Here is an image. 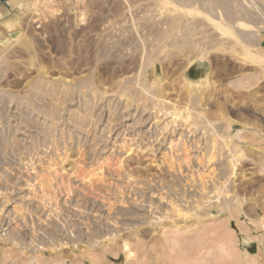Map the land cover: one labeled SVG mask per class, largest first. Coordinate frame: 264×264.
I'll list each match as a JSON object with an SVG mask.
<instances>
[{
    "label": "rangeland",
    "instance_id": "rangeland-1",
    "mask_svg": "<svg viewBox=\"0 0 264 264\" xmlns=\"http://www.w3.org/2000/svg\"><path fill=\"white\" fill-rule=\"evenodd\" d=\"M0 264H264V0H1Z\"/></svg>",
    "mask_w": 264,
    "mask_h": 264
},
{
    "label": "bare ground",
    "instance_id": "bare-ground-1",
    "mask_svg": "<svg viewBox=\"0 0 264 264\" xmlns=\"http://www.w3.org/2000/svg\"><path fill=\"white\" fill-rule=\"evenodd\" d=\"M189 64H190V62H188L187 64H185V67H187V66H189ZM183 71H184V69H183ZM205 81V79H200V81H199V83H197L198 84V86L199 87H203V82ZM183 90H185V92H187V94H188V92H190L189 90H191L189 87H184V89ZM193 91V90H192ZM185 95H186V93H185ZM189 95V94H188ZM192 95H195V93H192ZM191 95V96H192ZM161 96H163V95H161ZM156 97H158V96H156ZM155 97V98H156ZM189 97V96H188ZM162 107V109H163V106H161ZM160 108V107H159ZM159 108L157 107V111L159 112ZM169 108H171V107H169ZM152 109H153V107H152ZM167 109V108H166ZM166 109H164V111L166 110ZM156 110H155V112H156ZM168 111H169V109H167ZM171 110V109H170ZM163 111V110H162ZM174 111H175V109H174ZM166 113V112H165ZM168 113H170V112H168ZM175 114V113H174ZM171 115H173V113H171ZM150 116H151V114H150ZM155 116H157V115H155ZM154 117V116H153ZM109 118V117H108ZM155 118V117H154ZM160 118V117H159ZM110 119V118H109ZM150 120L152 119V117L151 118H149ZM143 120V119H142ZM141 122V121H140ZM143 122H144V120H143ZM146 122V121H145ZM175 122V121H174ZM148 124V123H147ZM113 131V130H112ZM110 133V132H109ZM189 218V217H188ZM185 221H186V219H185ZM176 224V223H175ZM164 257H162L161 259H163Z\"/></svg>",
    "mask_w": 264,
    "mask_h": 264
},
{
    "label": "crops",
    "instance_id": "crops-1",
    "mask_svg": "<svg viewBox=\"0 0 264 264\" xmlns=\"http://www.w3.org/2000/svg\"><path fill=\"white\" fill-rule=\"evenodd\" d=\"M1 1V0H0Z\"/></svg>",
    "mask_w": 264,
    "mask_h": 264
}]
</instances>
